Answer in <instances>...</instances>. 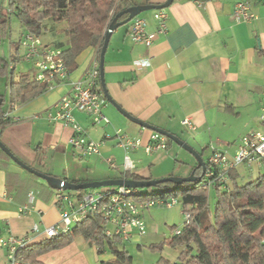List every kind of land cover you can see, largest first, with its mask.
Listing matches in <instances>:
<instances>
[{
	"label": "crops",
	"instance_id": "obj_1",
	"mask_svg": "<svg viewBox=\"0 0 264 264\" xmlns=\"http://www.w3.org/2000/svg\"><path fill=\"white\" fill-rule=\"evenodd\" d=\"M131 1L138 7L160 5L167 0ZM238 2L249 3L257 19L236 21L233 8ZM163 12L167 16V32L158 36L150 47L130 41L127 37L129 23L111 33L103 65L107 95L127 115L187 145L191 141L200 151H207L208 158L213 150L232 154L242 137L264 131L260 121L264 90V0H174ZM152 15L153 11H149L138 16L147 22L149 33L157 27ZM22 32L25 33L23 28ZM61 35L62 39L57 35L56 41L61 40L57 43L65 49L68 39ZM40 38L45 45L52 43L45 35ZM8 39V58L4 59V52V57L0 58V87H4L6 93L0 94L4 99L0 112L9 113L10 124L0 127V143L19 163L67 182L79 181L77 176L71 178L69 166L79 170L82 165L95 174L88 182L119 179L126 172L143 180L169 176L170 157L166 151L171 146L151 154H146L143 148L131 152L134 168L130 172L124 170V152L116 147L114 132L122 130L140 139L145 146L153 131L129 121L107 100L103 113L110 122L108 126H93L88 116L73 112L75 122L87 139L102 143L99 155L86 158L74 153L69 145L71 127L48 118L53 105L66 93V85H58L26 103L12 101L11 82L17 81L20 74H27L33 81L34 72L32 64L21 60L20 40L14 42L11 35ZM96 52L97 49L89 48L77 57V69L70 73L71 81L83 76ZM146 61L149 66L143 64ZM19 65L24 66V70L16 72ZM185 119L192 123L194 132L181 125ZM191 148L202 158L201 152ZM180 152L175 153L180 155ZM108 160L115 163V170L106 163ZM254 168L241 166L235 170L236 183L251 182L250 173ZM256 170L258 175L264 173V169ZM30 175L0 149V237H26L37 225L39 234L33 235L31 243L37 244L45 240L42 232L57 223L59 214L53 204L56 190ZM29 192L34 193L35 200L30 214L21 216L19 209L27 203ZM75 240L38 260L43 264H56L62 256L64 261L65 252L73 250ZM83 242L96 254V264L112 259L107 249L99 255L95 246ZM5 263L6 251L0 249V264Z\"/></svg>",
	"mask_w": 264,
	"mask_h": 264
},
{
	"label": "trees",
	"instance_id": "obj_2",
	"mask_svg": "<svg viewBox=\"0 0 264 264\" xmlns=\"http://www.w3.org/2000/svg\"><path fill=\"white\" fill-rule=\"evenodd\" d=\"M133 7L136 6L131 0H0V44L8 38L13 19L25 32L38 37L44 32L45 21L61 24L64 26L60 29L61 34L68 39V47L58 49L69 73H72L77 69V57L89 48L97 49L96 58L99 61L107 27L118 13ZM127 17L123 15L117 18L116 23ZM45 92H48L47 85L30 81L27 74H20L17 81H12L10 85V99L20 103H26ZM0 98L4 100L2 96ZM8 124L10 119L5 122L0 119L1 128ZM172 144L166 139L167 148ZM191 172L198 178L193 183L179 186L164 183L149 189H138L142 192L139 196L142 200L176 198L182 205L183 213L190 215L189 223L180 235L163 243L172 248H183L173 264H264V173L249 183L238 185L236 174L232 171L231 188L224 192L216 190L214 210L210 213L209 187L203 182L197 163ZM30 177L38 179L33 175ZM128 179L143 181L127 172L115 180ZM69 183L80 184L79 181ZM77 237L95 246L99 255L108 250L112 259L100 264L131 262L124 248L118 249L122 245L119 240H109L104 236L102 220L97 216L72 226L65 235L29 244L19 254L23 256L24 264H43L38 260L40 257L65 248ZM153 248L161 249V246ZM155 264L172 262L160 258Z\"/></svg>",
	"mask_w": 264,
	"mask_h": 264
},
{
	"label": "built area",
	"instance_id": "obj_3",
	"mask_svg": "<svg viewBox=\"0 0 264 264\" xmlns=\"http://www.w3.org/2000/svg\"><path fill=\"white\" fill-rule=\"evenodd\" d=\"M233 17L238 22H248L257 19L251 12L250 4L238 2L233 8ZM10 14L11 12L7 10ZM153 20L156 22V30L149 33L147 22L139 17L129 22L127 37L133 44H142L150 47L158 36L167 32V16L163 10L153 11ZM23 50L21 60L32 64V80L38 84L47 85L48 91L58 85L68 87L66 93L53 105L52 113L48 118L53 122H63L72 129V137L69 145L74 153L82 158L99 155L102 143L87 139L82 128L75 122L73 112L86 115L90 118L93 126H108L109 120L103 113L107 101L100 87L99 61L95 57L83 76L76 81L70 80V73L65 66L61 56V50L43 44L41 38L25 32L19 44ZM146 66L149 64L143 63ZM139 65V63H137ZM260 121L264 125V90L260 104ZM10 115L1 112V121H6ZM181 125L189 132H194L192 123L185 119ZM115 145L124 152L123 168L125 171L133 170L130 153L143 148L146 154L166 150V138L158 133L151 132L149 143L142 145L140 139L132 138L122 130H116L113 136ZM109 167L116 169L108 160ZM255 167L264 169V131L252 132L241 138L232 154L224 151L213 150L207 162L203 174V182L214 190H228L230 173L239 167ZM77 192L56 190L53 195V204L59 214L56 224L47 227L42 232L45 239L65 235L71 227L81 223L85 219L97 216L102 220L104 236L109 240H119L121 243L131 242L146 235L147 227L141 217L143 211L152 207L162 206L173 208L180 204L176 198L165 199H143L139 197L142 192L138 189L126 187H113V189L86 190L76 195ZM35 195L29 192L27 203L19 209L21 216L30 214L31 205L34 203ZM183 213V212H182ZM183 228L189 223L190 215L183 214ZM37 225L33 226L29 235L22 238L14 236L0 237V249L6 251L5 264H24L23 256L19 252L23 247L34 241V234L38 233ZM182 230L176 229L174 236L180 235ZM39 234V233H38Z\"/></svg>",
	"mask_w": 264,
	"mask_h": 264
},
{
	"label": "rangeland",
	"instance_id": "obj_4",
	"mask_svg": "<svg viewBox=\"0 0 264 264\" xmlns=\"http://www.w3.org/2000/svg\"><path fill=\"white\" fill-rule=\"evenodd\" d=\"M144 12L139 16H143L144 14L148 13ZM63 25L61 24H53L51 22L45 21L44 24V32L42 35L47 37V40H51L52 43L50 47L52 48H60L56 41V36H60L59 38L62 39L61 30ZM22 28L21 25L16 22L14 19L11 20L10 23V31L9 37L14 39V42L19 41L22 37ZM55 36V37H54ZM8 37V38H9ZM54 37V38H53ZM7 38L6 41L1 42L0 44V58L4 59L8 58V49H9V39ZM58 38V37H57ZM68 45V41H65V46ZM4 52V56H3ZM24 70V66L19 65L16 69V72ZM18 74V73H17ZM0 94L6 95L5 88L0 87ZM184 138V136H183ZM188 140V139H187ZM189 141V140H188ZM189 146L194 147L199 153L201 152L202 158L205 162H207L208 153L207 151H200L191 141H189ZM170 150V151H169ZM194 150V149H193ZM176 151H181L180 155H176ZM167 155H169V167L170 170L168 172V177L174 178H185L189 176L190 168L196 164V159L190 155V153L180 150L176 144L171 145V149H168ZM88 166V165H87ZM168 167V166H166ZM70 169V176L73 179L77 176V179L80 182H88L95 174L88 171V167L86 165H82L79 170L72 169V166H69ZM88 171V173H87ZM157 174V173H156ZM262 174V173H260ZM117 175V174H116ZM115 176V175H114ZM167 176V175H166ZM251 179H256L258 177V171L254 168L252 169V173H250ZM163 177V178H168ZM161 178V179H163ZM156 179V178H155ZM159 180V179H156ZM228 188H231V182L228 181ZM101 189V188H100ZM105 189H113V187L109 188H102L101 190ZM146 191V190H143ZM216 202V190L213 188H209L208 191V209L209 212L212 213L214 210ZM183 208L181 203L174 206L173 208H165L162 206L152 207L149 210L143 211L141 213V217L146 224L147 233L144 237L136 239L131 242H126L124 244V251L131 257L130 264H155L160 258H163L167 261L175 262L179 253L183 250L182 247H175L172 248L166 244H163L165 241L172 240L175 238L174 233L176 229L183 230ZM86 243L83 242L81 238H77L75 240V246L73 250L65 252L64 254V261H62V256L60 259H57L55 262L56 264H96L95 257L96 254L90 249ZM156 246H161L160 248H153ZM118 249H123L122 246H119ZM80 259V260H79ZM103 260V259H102Z\"/></svg>",
	"mask_w": 264,
	"mask_h": 264
},
{
	"label": "water",
	"instance_id": "obj_5",
	"mask_svg": "<svg viewBox=\"0 0 264 264\" xmlns=\"http://www.w3.org/2000/svg\"><path fill=\"white\" fill-rule=\"evenodd\" d=\"M174 0H167L165 3L160 4V5H145V6H136L131 9L122 11L118 13L117 17L114 19L112 23L109 24V26L106 29L105 36H104V41L102 44V48L100 51V56H99V78H100V84L101 88L103 91V94L106 98V100L113 106L115 109L122 114L125 118H127L129 121L132 123L153 131V133H158L161 136L165 137L166 139H169L172 141V143L176 144L178 147L183 149L184 151L190 153L195 159L197 166L201 169L202 175L205 172V163L203 162L201 157L186 143L181 141L179 138L163 131L160 129H156L154 127H151L148 124L142 123L140 121H137L133 117L127 115L124 113L119 107H117L109 98L107 95V92L105 90V84H104V75H103V65H104V56L105 52L111 37V33L115 31L117 28L127 25L131 20L134 18L138 17L140 14L147 12V11H156V10H164L168 8ZM123 15H128V17L121 21L116 23V19L123 16ZM2 99L0 98V106L2 104ZM0 149L6 153V155L11 158L16 164H18L20 167H22L25 171L28 173L36 176L39 179L44 180L47 184L52 186L55 190H63V191H69V192H78V191H86V190H94V189H102V188H109V187H126L128 189H149L152 187H156L157 185L164 184V183H171L173 185H183V183H193L195 182L198 178H195L193 176V173H191L189 176L185 178H174V177H168V178H163L159 180H143V181H130L128 180H107V181H99V182H88V183H80V184H73L69 183L64 180H59L50 176H47L45 174L39 173L34 170V168H30L28 166L23 165L22 163H19L17 159L13 157V155L8 151V149H5V147L0 143Z\"/></svg>",
	"mask_w": 264,
	"mask_h": 264
}]
</instances>
